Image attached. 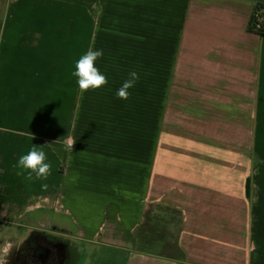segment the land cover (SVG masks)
<instances>
[{"label":"crops","instance_id":"obj_1","mask_svg":"<svg viewBox=\"0 0 264 264\" xmlns=\"http://www.w3.org/2000/svg\"><path fill=\"white\" fill-rule=\"evenodd\" d=\"M258 2L0 0V264L34 247L62 264H264ZM89 49L108 83L81 93ZM33 146L46 180L13 167ZM152 205L181 212L180 257L138 246Z\"/></svg>","mask_w":264,"mask_h":264},{"label":"clouds","instance_id":"obj_2","mask_svg":"<svg viewBox=\"0 0 264 264\" xmlns=\"http://www.w3.org/2000/svg\"><path fill=\"white\" fill-rule=\"evenodd\" d=\"M103 55L102 49H89L75 62V70L72 75L77 78L78 88L81 93L89 89H99L108 83L107 76L96 66V61L102 58ZM139 79L140 75L137 71H130L128 78L116 91L117 98L127 100L131 95L129 90L135 87ZM74 144L75 140L70 136L67 137L64 141L65 150H73ZM46 160L47 156L45 151L33 146L18 158L13 167L18 170L17 175L24 176L28 181H32L34 178L37 180H46L51 174V165ZM43 187L46 188L47 185L45 184Z\"/></svg>","mask_w":264,"mask_h":264},{"label":"rangeland","instance_id":"obj_3","mask_svg":"<svg viewBox=\"0 0 264 264\" xmlns=\"http://www.w3.org/2000/svg\"><path fill=\"white\" fill-rule=\"evenodd\" d=\"M180 214L177 210L152 205L146 212L139 232V247L154 254L167 257H180L181 251L177 245V230ZM62 264V262H55ZM20 264H48L34 262L29 255Z\"/></svg>","mask_w":264,"mask_h":264},{"label":"trees","instance_id":"obj_4","mask_svg":"<svg viewBox=\"0 0 264 264\" xmlns=\"http://www.w3.org/2000/svg\"><path fill=\"white\" fill-rule=\"evenodd\" d=\"M248 30L251 32L258 33L261 36H264V2H258L255 4L252 14L250 16L249 22H248ZM163 207H166V206H163ZM167 208H171V207H167ZM171 209H174V208H171ZM174 210H177V209H174ZM177 212L180 214V223H179L178 230H177V245L179 247L178 237H179V233H180L181 225H182V216L179 210H177ZM138 245H139V236H138Z\"/></svg>","mask_w":264,"mask_h":264},{"label":"flooded vegetation","instance_id":"obj_5","mask_svg":"<svg viewBox=\"0 0 264 264\" xmlns=\"http://www.w3.org/2000/svg\"><path fill=\"white\" fill-rule=\"evenodd\" d=\"M45 253H46V250L44 249V248H40V249H38L37 250V248H33L31 251H29V252H27V253H25L23 256H22V260H21V262L22 261H24L25 260V258H27L29 255H31L32 256V260L34 261V262H38V260H40V262H41V258L45 255ZM51 261H47L46 260V262H48L49 264H56L55 262H61V260H60V258H59V253H58V251H55V253L53 252L52 254H51ZM53 261H55V262H53Z\"/></svg>","mask_w":264,"mask_h":264}]
</instances>
